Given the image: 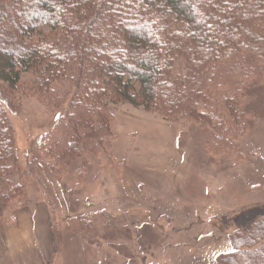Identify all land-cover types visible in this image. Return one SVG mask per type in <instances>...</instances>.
I'll use <instances>...</instances> for the list:
<instances>
[{"label": "trees", "instance_id": "1", "mask_svg": "<svg viewBox=\"0 0 264 264\" xmlns=\"http://www.w3.org/2000/svg\"><path fill=\"white\" fill-rule=\"evenodd\" d=\"M22 73L33 75L26 88L53 112L56 130L25 160L29 173L41 167L38 152L59 169L105 152L115 103L204 125L206 149L219 153L230 132L225 116L246 114L264 81V0H0L8 93ZM19 156L0 102L3 214L24 192L14 179ZM249 222L235 228L220 264H264V214ZM87 228L79 225L81 235Z\"/></svg>", "mask_w": 264, "mask_h": 264}, {"label": "rangeland", "instance_id": "2", "mask_svg": "<svg viewBox=\"0 0 264 264\" xmlns=\"http://www.w3.org/2000/svg\"><path fill=\"white\" fill-rule=\"evenodd\" d=\"M31 77L22 73L11 93L0 81L20 153L14 179L24 185L3 211L48 209L46 264H220L235 228L263 217L264 81L246 114L225 116L230 132L219 153L206 149L204 125L115 103L105 152L81 154L64 169L38 152L41 167L29 173L25 160L56 132L53 112L26 88Z\"/></svg>", "mask_w": 264, "mask_h": 264}, {"label": "crops", "instance_id": "3", "mask_svg": "<svg viewBox=\"0 0 264 264\" xmlns=\"http://www.w3.org/2000/svg\"><path fill=\"white\" fill-rule=\"evenodd\" d=\"M47 211L37 206L16 208L3 214L0 218V264H46L45 259L53 251Z\"/></svg>", "mask_w": 264, "mask_h": 264}]
</instances>
